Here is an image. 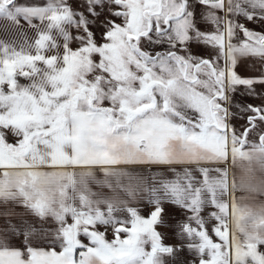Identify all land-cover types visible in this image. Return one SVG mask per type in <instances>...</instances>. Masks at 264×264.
<instances>
[{
	"label": "snow or ice",
	"instance_id": "1",
	"mask_svg": "<svg viewBox=\"0 0 264 264\" xmlns=\"http://www.w3.org/2000/svg\"><path fill=\"white\" fill-rule=\"evenodd\" d=\"M12 2L0 0V16L16 24L47 22L49 40L37 52L49 43L60 47L55 32L65 41L64 54L79 51L87 60L74 66L67 86L51 79L66 66L64 54L50 66L22 64L10 78L0 72V264L9 256L34 264V255L65 253L73 227L80 241L72 248L74 264L85 260L87 249L99 248L93 231L103 232L116 252L89 256L88 264H206L216 249L201 248V225L221 253L228 250L216 264H264V218L238 215L234 199H222V170L209 167L228 157L251 162L244 145L258 123L264 147V30L256 28L264 21V0H62L37 11L17 7L14 16L5 12ZM90 44L95 50L85 52ZM250 58L260 62L254 72L244 71ZM241 91L254 102L241 105ZM241 106L249 116L238 130ZM61 152L67 162H57ZM84 155L108 163L99 172L78 170L87 166L72 158ZM92 186L126 192L137 206H115L126 212L116 218ZM102 205L109 210L99 219L77 223ZM227 216L231 225L221 224ZM136 218L152 221L151 230L137 233L133 251H121ZM217 227L229 228L227 245ZM237 239L242 251L234 256ZM142 248H155L150 261Z\"/></svg>",
	"mask_w": 264,
	"mask_h": 264
},
{
	"label": "crops",
	"instance_id": "2",
	"mask_svg": "<svg viewBox=\"0 0 264 264\" xmlns=\"http://www.w3.org/2000/svg\"><path fill=\"white\" fill-rule=\"evenodd\" d=\"M236 19L245 24L249 22L244 19L243 16H237ZM256 23L255 21L252 22ZM262 25L264 28V21H262ZM8 64V65H5ZM4 65H0V72L6 73V75H10L12 77L16 68H19L17 64L10 61H6ZM260 62L252 61L250 58L246 63L244 68H254L258 66ZM4 67V70H2ZM8 76H6L7 78ZM238 127V125H237ZM251 136H247V140L244 145V151L249 152L251 154V158L249 162V158H240L239 156L233 158L228 157L225 160L212 162L209 167L212 169H220L222 170L220 174V179L222 180L225 192L222 195V199L224 202L231 204L234 202L237 207V212L239 214H243L244 216H254L257 220L264 218V162H260V154L264 153V147H262L259 143L258 137L259 134H256L257 138H251ZM79 155V154H78ZM67 153H58L57 154V162L64 163L68 161ZM73 163H78L80 165H86L82 171H94L99 172L101 170L102 165H106L108 163L106 157H102L99 160L92 155H84L83 159H79L77 156L72 158ZM92 165H95L92 167ZM118 168L128 167L129 170H134L136 172L144 171L149 174H160L163 170L158 169L155 166H151L148 164H140V165H116ZM195 167H200L198 164ZM71 171V169H69ZM92 191L102 193L101 199H104V204L113 206V210L115 211V206L119 205V207L123 209L136 207L135 198L129 196L126 192H112L109 189L104 188H96L92 186ZM106 198V199H105ZM109 209L104 207L96 209L94 215L89 216L86 213L83 214L81 218H77V223H92L93 219L100 218V212H107ZM169 211H174L173 209H169ZM116 218H124L126 216L125 211H115ZM156 214L154 213L152 220H155ZM231 217L227 216L225 220H221V224L231 225ZM152 221H142L139 218L133 222L131 228H126L125 230L130 233L129 236L124 237L119 244V249L121 251L131 252L134 250L136 241H137V233L138 232H146L151 230ZM187 230V225L185 226ZM192 231H196L193 227ZM216 234L221 237L224 243L227 245L229 242L230 232L229 228L225 227L223 231H220L219 227L215 229ZM162 232L167 234V229L162 228ZM69 247L65 253H62L59 256H47V255H34L32 257L34 264H74L72 259V248L80 243L76 239V229L75 227L69 229L68 233ZM93 239L98 241L99 248H89L86 253H84L85 260L75 262V264H88L89 256H101V257H109L116 252V249H113L111 245L107 244L104 238L103 232L99 234L96 231L91 232L90 234ZM152 235L155 237V233ZM169 242H173V238L170 233H168ZM201 237L202 243L201 248L207 246L209 248H215L216 252L212 256V260L206 262V264H216L217 261L221 260L222 257H226L228 255V250L225 248L224 252H220V245L218 243H213V241L209 238L206 232L203 229V225H201V230L198 233ZM181 239H183L181 237ZM107 240H112V234L109 231ZM153 243L156 247H159V238L155 237ZM141 251H145L147 254L144 257L145 261H150L152 259V252H155V248L151 251L142 248ZM242 249L240 247V241L237 239L233 242V255L237 256L241 253ZM7 264H16V258L9 256L7 260ZM223 264H227V260L223 261Z\"/></svg>",
	"mask_w": 264,
	"mask_h": 264
},
{
	"label": "rangeland",
	"instance_id": "3",
	"mask_svg": "<svg viewBox=\"0 0 264 264\" xmlns=\"http://www.w3.org/2000/svg\"><path fill=\"white\" fill-rule=\"evenodd\" d=\"M62 2V0H13V2L6 6L5 12H11L13 16L15 15V9L17 7H22L24 5H31L33 6V11H37L38 8L36 6H40L44 9L53 7L54 3L59 5ZM63 3L70 4L71 0H63ZM72 10L75 11V6H72ZM32 13H30L31 15ZM53 17L56 16V13L52 14ZM255 24V23H254ZM48 24L46 21H33L31 24L25 23L23 19L19 20V23L16 24L14 22H11L7 19L6 16H0V65H4L6 61L12 62L17 64V66L22 64H27L31 66L34 61L37 60H44V63L46 65H52L55 63L57 56L64 54V43L65 41L59 39L57 34L55 32L51 33L52 39L55 41L56 44L60 45V47H55L53 44H48V50L44 52H37L36 48L39 46L40 48L45 47V42L49 40V34L47 32ZM257 31L264 30L262 22L259 24H256ZM122 30H118L115 33H110V35L113 36V38H116L118 36V32ZM39 35V39L37 38ZM242 38L241 36H238L237 39ZM7 47V54H4V47ZM106 48H111V45H105ZM89 50H95L94 47L90 44L89 48L85 49L84 51L87 52ZM47 57V59H45ZM66 63V66L60 71V73L57 76H53L51 79L55 80L57 78L63 79L65 81V84L67 86V82L71 79V73L74 68V66L83 63L87 60V56H81L80 52H68L64 54V57ZM252 61H256L252 59ZM8 65V64H5ZM259 65L254 68H244V71L246 72H254L259 68ZM19 68H16V70ZM2 70H4V67H2ZM35 69H33L34 71ZM7 78H10V75ZM59 91V90H58ZM244 91L240 92V103L241 105L252 103L253 98L249 96L246 100L244 98ZM240 112L242 115H240V119L237 122L238 130L239 128L246 127L247 125L245 123H242L241 121H244L248 118L249 114L247 112L246 107L241 106ZM259 115V113H257ZM262 129V125L259 123L255 126L254 130L250 132L248 136L253 135L251 138H257L256 134L260 135V130ZM79 262V261H78Z\"/></svg>",
	"mask_w": 264,
	"mask_h": 264
}]
</instances>
